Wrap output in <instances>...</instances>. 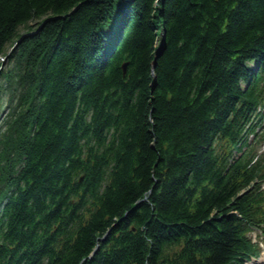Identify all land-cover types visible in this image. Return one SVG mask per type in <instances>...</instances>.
<instances>
[{
    "label": "trees",
    "instance_id": "obj_1",
    "mask_svg": "<svg viewBox=\"0 0 264 264\" xmlns=\"http://www.w3.org/2000/svg\"><path fill=\"white\" fill-rule=\"evenodd\" d=\"M31 31L0 69V264L258 254L264 0H0V57Z\"/></svg>",
    "mask_w": 264,
    "mask_h": 264
},
{
    "label": "rangeland",
    "instance_id": "obj_2",
    "mask_svg": "<svg viewBox=\"0 0 264 264\" xmlns=\"http://www.w3.org/2000/svg\"><path fill=\"white\" fill-rule=\"evenodd\" d=\"M33 24H35V23H33ZM7 64H8V62L5 63V64H2V60H1L0 69L5 67ZM0 105H1L0 106V126H2L3 118H4L5 114H6V112L8 111V108H7V97L4 96V94L2 95V100H0ZM261 239H263V237H261ZM262 241H263L262 242V247L264 248V239ZM246 264H264V251L261 254L260 258L253 259V261L247 262Z\"/></svg>",
    "mask_w": 264,
    "mask_h": 264
},
{
    "label": "water",
    "instance_id": "obj_3",
    "mask_svg": "<svg viewBox=\"0 0 264 264\" xmlns=\"http://www.w3.org/2000/svg\"><path fill=\"white\" fill-rule=\"evenodd\" d=\"M32 33H34V31H33V32H28V33H23V34L21 35V37H20L19 39L16 40V42L14 43V45L11 46V48L9 49L8 53H7L6 55H4V56H1L2 64H5V63L7 62L10 53L12 52V50H13L14 48L18 47L20 41H21L24 37H26V36H28V35H30V34H32ZM124 67H125V66H124Z\"/></svg>",
    "mask_w": 264,
    "mask_h": 264
}]
</instances>
